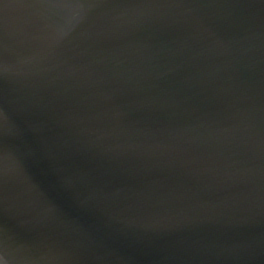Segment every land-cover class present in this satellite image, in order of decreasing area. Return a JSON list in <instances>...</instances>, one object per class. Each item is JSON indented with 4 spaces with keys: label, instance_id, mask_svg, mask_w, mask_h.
I'll list each match as a JSON object with an SVG mask.
<instances>
[{
    "label": "water",
    "instance_id": "1",
    "mask_svg": "<svg viewBox=\"0 0 264 264\" xmlns=\"http://www.w3.org/2000/svg\"><path fill=\"white\" fill-rule=\"evenodd\" d=\"M0 264H264V0H0Z\"/></svg>",
    "mask_w": 264,
    "mask_h": 264
}]
</instances>
